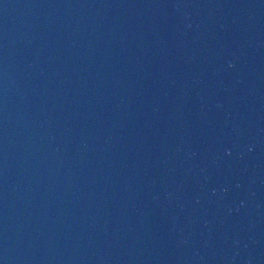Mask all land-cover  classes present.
I'll return each mask as SVG.
<instances>
[{
    "label": "water",
    "instance_id": "95a60500",
    "mask_svg": "<svg viewBox=\"0 0 264 264\" xmlns=\"http://www.w3.org/2000/svg\"><path fill=\"white\" fill-rule=\"evenodd\" d=\"M0 264H264V0H0Z\"/></svg>",
    "mask_w": 264,
    "mask_h": 264
}]
</instances>
